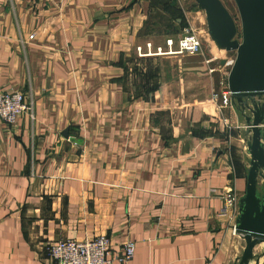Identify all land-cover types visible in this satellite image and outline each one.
Instances as JSON below:
<instances>
[{
    "label": "crops",
    "instance_id": "obj_1",
    "mask_svg": "<svg viewBox=\"0 0 264 264\" xmlns=\"http://www.w3.org/2000/svg\"><path fill=\"white\" fill-rule=\"evenodd\" d=\"M152 10L149 0H0V90L30 98L34 114L0 121V264H52L46 244L101 235L114 255L134 244L127 264H233L219 213L226 188L244 191L241 110L221 109L216 136L165 133L154 117L170 102L123 91L120 61L146 44L167 50L140 37Z\"/></svg>",
    "mask_w": 264,
    "mask_h": 264
},
{
    "label": "rangeland",
    "instance_id": "obj_2",
    "mask_svg": "<svg viewBox=\"0 0 264 264\" xmlns=\"http://www.w3.org/2000/svg\"><path fill=\"white\" fill-rule=\"evenodd\" d=\"M231 17L236 34L234 39L239 41V19L233 0H219ZM144 28L140 33L143 41L165 47V40L171 39L175 45L177 39L186 33H192L200 41V54L170 55L157 58H130L123 61L121 86L131 99L152 101V89L160 92L156 100L159 104H167L156 111L154 121L166 127L174 125L177 129L187 131L189 135L206 133L216 136L218 115L221 109L215 108L209 98L210 89L218 90L217 82L222 72L219 60L234 56L233 52H217L212 48L206 34L204 18L194 0H157ZM213 45V44H212ZM171 49H175L171 46ZM166 50V47H165ZM206 60H211L206 64ZM215 69L212 74L209 69ZM170 93L167 99L163 93ZM211 106V108L205 107ZM228 126L226 120L220 125ZM260 189V187L258 188ZM230 256L238 257L243 247L238 236H231ZM263 249L253 250L254 256H259ZM260 262L263 258L259 256Z\"/></svg>",
    "mask_w": 264,
    "mask_h": 264
},
{
    "label": "water",
    "instance_id": "obj_3",
    "mask_svg": "<svg viewBox=\"0 0 264 264\" xmlns=\"http://www.w3.org/2000/svg\"><path fill=\"white\" fill-rule=\"evenodd\" d=\"M194 1L214 48L234 53L226 83L232 103L241 110L248 161L234 222L243 247L233 264H259L264 248L259 256H254L253 249L264 245V0H233L239 19V41L234 39L236 27L219 0ZM218 64L224 65V60ZM66 132L67 129L62 132L64 137Z\"/></svg>",
    "mask_w": 264,
    "mask_h": 264
},
{
    "label": "built area",
    "instance_id": "obj_4",
    "mask_svg": "<svg viewBox=\"0 0 264 264\" xmlns=\"http://www.w3.org/2000/svg\"><path fill=\"white\" fill-rule=\"evenodd\" d=\"M32 35L28 36L31 39ZM166 51L155 48L151 51L150 45H145V52L137 47L135 52L138 58L146 56H159L164 54H200V41L192 33H186L175 43V49L171 50L172 41L166 40ZM233 57L224 60L222 69H226L220 75L217 82L218 90H212L210 94L211 103H215L219 109H230L233 103L230 99V93L227 89L226 78L229 68L232 64ZM211 60H206L209 64ZM215 69H209L208 73L212 74ZM25 115L28 120L34 121L33 102L30 98L27 100L18 91L0 90V121L7 127H12L17 120ZM260 183V181H259ZM238 194L231 186L226 188L221 196L222 208L219 215L224 218L225 229L229 231L231 236H237L234 231V222L238 215L237 204L239 200ZM264 248V247H263ZM262 248V249H263ZM44 251L47 259L52 264H127L132 258L134 244L127 240L120 246L118 254H112L110 242L105 235L96 236L91 239L73 240L60 239L45 245ZM254 253V252H253Z\"/></svg>",
    "mask_w": 264,
    "mask_h": 264
},
{
    "label": "trees",
    "instance_id": "obj_5",
    "mask_svg": "<svg viewBox=\"0 0 264 264\" xmlns=\"http://www.w3.org/2000/svg\"><path fill=\"white\" fill-rule=\"evenodd\" d=\"M149 1H150V7H152V8L156 7V4H157L156 1H157V0H149ZM120 65H121L120 68L122 69V71L125 70V69H124L123 61H120ZM152 92H154L153 89H152ZM206 135H208V134L202 132V133H200V134L197 133L195 136H196V137H204V136H206Z\"/></svg>",
    "mask_w": 264,
    "mask_h": 264
},
{
    "label": "bare ground",
    "instance_id": "obj_6",
    "mask_svg": "<svg viewBox=\"0 0 264 264\" xmlns=\"http://www.w3.org/2000/svg\"><path fill=\"white\" fill-rule=\"evenodd\" d=\"M211 44H212V43H211ZM212 46H213V45H212ZM217 52H223V51H217ZM258 246H259V245H258ZM255 248H256V247H255ZM255 248H254V249H255ZM254 249H253V250H254ZM258 261H259V260H258ZM250 264H253V263H250Z\"/></svg>",
    "mask_w": 264,
    "mask_h": 264
}]
</instances>
